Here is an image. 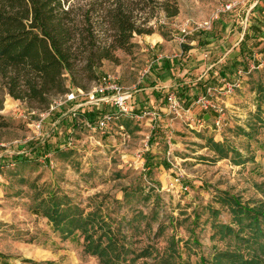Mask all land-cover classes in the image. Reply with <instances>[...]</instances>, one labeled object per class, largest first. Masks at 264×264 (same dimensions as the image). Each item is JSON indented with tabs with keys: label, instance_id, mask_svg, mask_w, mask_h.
Returning <instances> with one entry per match:
<instances>
[{
	"label": "rangeland",
	"instance_id": "obj_1",
	"mask_svg": "<svg viewBox=\"0 0 264 264\" xmlns=\"http://www.w3.org/2000/svg\"><path fill=\"white\" fill-rule=\"evenodd\" d=\"M89 1L70 0L68 6ZM176 2L179 13L173 18L150 4L153 32L134 34L131 52L116 51V60L99 69L130 94L129 112L95 102L94 82L55 97L48 112L13 100L0 84V264H102L84 250L79 233L63 238L43 215L40 200L50 195L68 197L84 215L109 226L133 259L130 264H211L222 252L256 255L264 263L258 245L243 242L251 235L238 232L229 210L234 199L264 211V0ZM226 3L232 10L216 17ZM212 18L210 29L188 37L211 40L220 60L216 67L245 33L253 35L250 24L258 27L260 45L251 52L255 62L248 60L247 72L200 96L208 101L206 109L198 100L187 109L167 100L178 79L192 85L190 79L202 71L182 72L170 87L158 80L154 93L138 91L149 88L144 83L155 57L151 51L159 52L149 37L181 40L183 25L192 30ZM98 105L109 106L114 115L104 130L88 127L97 119L89 122L78 112ZM54 108L56 117L48 115ZM97 222L95 237L101 233ZM219 225L235 234L223 235Z\"/></svg>",
	"mask_w": 264,
	"mask_h": 264
},
{
	"label": "trees",
	"instance_id": "obj_2",
	"mask_svg": "<svg viewBox=\"0 0 264 264\" xmlns=\"http://www.w3.org/2000/svg\"><path fill=\"white\" fill-rule=\"evenodd\" d=\"M69 1L0 0V84L10 98L31 109L48 112L55 97L67 95L71 88L85 90L87 84H96L102 76L99 69L104 61L114 62L118 50L131 52L134 34L153 32L148 22L154 18V7L146 11L153 2L166 18L179 13L176 0H90L76 9L68 6ZM249 28L253 35L245 33L224 65L208 71V76L195 85L203 96L208 89L221 84L218 79L229 83L239 72H247L248 60L255 62L251 52L260 45L256 39L259 29L253 24ZM215 71L220 78L213 77ZM190 88L181 85L174 90L180 106L185 109L199 98V93L191 94ZM65 104L69 108L73 106L72 101ZM1 107L0 101V110ZM56 109L48 115L58 116ZM108 109L109 106H101L88 111L78 109V112L94 122L103 114L112 113ZM18 160L28 159L20 157ZM230 202L229 210L239 226L238 232L246 231L251 235L243 242L248 246L258 245L257 250L264 254V243H258V239L264 237V211L241 206L234 199ZM39 207L63 238L79 233L85 241L84 250L98 257L102 264L134 262L109 226L95 221L94 214L84 215L68 197L50 195L40 200ZM96 222L101 230L97 237ZM217 228L223 235L235 234L230 227L219 225ZM213 260L211 264H264L256 255L244 258L240 253H216Z\"/></svg>",
	"mask_w": 264,
	"mask_h": 264
},
{
	"label": "crops",
	"instance_id": "obj_3",
	"mask_svg": "<svg viewBox=\"0 0 264 264\" xmlns=\"http://www.w3.org/2000/svg\"><path fill=\"white\" fill-rule=\"evenodd\" d=\"M220 27L223 28L224 26L221 25ZM185 39L186 40L184 42H181L180 39L177 38L171 41H167L160 35H153L149 37L148 42H153V44L157 46V49H159V52L156 49H152L151 51V54L155 57L151 62L150 72L148 73L149 75H147L146 77V80L148 81L145 80L146 83H144L145 87L147 86L149 88L139 89L138 91H146V89H149L152 91V93H154L156 92L155 90H158L155 89L158 85V80L161 81L162 88L170 87L172 86L170 83L172 81H176L177 77L182 72L190 75L191 72L202 71L200 75L196 77V79H190L192 85L185 84L182 79H178L175 83L173 92L178 86L187 85L191 87V94L197 92L199 93L198 97L203 95L201 91L197 90L195 85L201 79H204L206 76H208V71L215 68L220 60L215 56V52L212 49L213 47H210L211 45H213V43H211V40L209 38H206V41H196L195 38L190 39L187 36ZM177 47H179L180 49H178ZM175 49L177 50V53L168 55L169 51H173ZM215 49H219V47H215ZM233 49L237 48L233 47L230 51H228V53L226 54V59L229 53L233 51ZM207 56H209L208 59H206ZM214 76L220 78L219 73L216 71L213 73V77ZM218 80L223 81L222 78ZM98 107L101 106L98 105Z\"/></svg>",
	"mask_w": 264,
	"mask_h": 264
},
{
	"label": "built area",
	"instance_id": "obj_4",
	"mask_svg": "<svg viewBox=\"0 0 264 264\" xmlns=\"http://www.w3.org/2000/svg\"><path fill=\"white\" fill-rule=\"evenodd\" d=\"M232 10V5L230 3L222 4L219 11H217L216 17L219 13H227ZM214 19L212 18L209 21H205L202 24L196 25L192 30H190L189 26L187 24L183 25L180 29L181 32V42L192 32L199 31V30H208L211 27V23ZM241 74V72L238 73V76ZM239 82L233 83L230 85L232 88L237 86ZM228 86V84H227ZM227 89H230L228 87ZM210 91V89L207 90V92ZM93 95H96L98 99L95 102H103L105 105H110L114 107L117 112H129V108L127 106V101L130 99V94L126 91H124L123 87L118 83V79L114 78L109 75H102L99 79V81L94 85L93 88ZM91 98H94V96H91ZM205 97H202L198 100V102H203V108H207L208 101H204ZM167 100L172 105V107L180 108V104L178 99L174 94H171L168 96ZM98 104V103H97ZM221 112V110H220ZM114 118V115L112 113H105L101 117L97 118L96 122L93 123H86L88 127H93L95 129L104 130L107 125L111 122V120Z\"/></svg>",
	"mask_w": 264,
	"mask_h": 264
}]
</instances>
